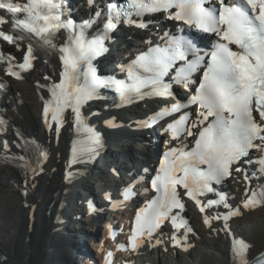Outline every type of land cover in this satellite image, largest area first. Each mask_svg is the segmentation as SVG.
Returning a JSON list of instances; mask_svg holds the SVG:
<instances>
[{
  "label": "bare ground",
  "instance_id": "obj_1",
  "mask_svg": "<svg viewBox=\"0 0 264 264\" xmlns=\"http://www.w3.org/2000/svg\"><path fill=\"white\" fill-rule=\"evenodd\" d=\"M8 52L20 61L25 58L35 59L36 67L30 73H21L18 78L14 77L18 74L17 71L1 68L10 86L13 103L7 110L9 130L12 134L9 140L1 139L0 144V159L2 158L0 160V253L8 259L7 262L0 264H12L10 257L13 264H25L23 252L27 248H32V245L31 262L26 264H71L75 256L73 251H68L69 244L90 239V233L96 231L95 219L100 216L94 217L89 213L88 203L84 194H81L82 187H88L90 190L94 186L89 171L97 170L98 176H102L103 173L97 166L91 168L82 162L88 155L87 151L77 150L78 140L74 139L71 133L74 128L71 115L61 120L53 119L46 126L43 98L51 91L54 81L58 78L59 54L50 51L45 53L38 51L34 54L29 51L28 44L21 52H15L13 47H8ZM156 102L157 100L153 101ZM101 109L102 105L96 103L93 108L87 110L90 122H96L92 115L93 111L101 113ZM129 121L124 122L122 126L128 125ZM110 133L112 131H105V135ZM121 135V133H113L110 137L119 139ZM12 137L14 139L10 142ZM45 142L48 143L51 151L48 160L41 156ZM123 144L122 147L127 154L131 153L140 163H143L141 158L145 157L146 159L143 160H147L148 168H152L153 146L148 150H140L127 145L131 143ZM83 149L82 145L81 150ZM136 149L143 151L140 158L136 156ZM139 169L143 173L147 171L146 168ZM92 173L94 175V172ZM26 175L30 178L27 179ZM231 182L236 184V188L232 191L234 202L240 204L247 198L248 188L239 174L236 179L230 181L229 186L232 188ZM98 191L101 192L102 189ZM72 201H77V208L71 206ZM96 202L102 205L111 204L108 198L104 200L103 197H96ZM49 205H53L50 218L46 217ZM7 207H13L9 210L12 213L11 220L4 216ZM69 209L74 210V213L70 214ZM99 211L102 212V209L99 208ZM190 211L198 218L196 234L201 243L198 245L190 238L186 242L190 248L178 250L180 247L175 245L168 235V238L161 239L159 246L154 244L157 240L149 244L146 252L151 250L154 252L149 256L145 254L142 260L144 264H237L234 250L239 240L243 239L247 242L246 258L264 247V206L241 207L237 215L240 218L236 220L222 217L221 214L226 213L227 210L221 208L209 213L207 217L198 214L196 208H190ZM30 212L32 216H29ZM64 213L68 215L67 222L63 225L60 216ZM218 214L220 216L215 218ZM33 219H35L34 223ZM80 225L85 228L81 233L77 230ZM65 227L70 228L71 231L66 230ZM29 230L34 233L29 234ZM70 232H73L74 237L69 235ZM102 233L106 234L105 231ZM105 240L104 248L109 249L116 244V240L109 237ZM161 252L174 257V261L167 260V256L163 253L161 255ZM119 260L117 256L116 262Z\"/></svg>",
  "mask_w": 264,
  "mask_h": 264
},
{
  "label": "snow or ice",
  "instance_id": "obj_2",
  "mask_svg": "<svg viewBox=\"0 0 264 264\" xmlns=\"http://www.w3.org/2000/svg\"><path fill=\"white\" fill-rule=\"evenodd\" d=\"M165 60L174 62L175 57H168L167 54H165L164 60L157 59L156 61H145L140 65L143 72L151 74L149 77H142L136 70L130 69L128 76L132 80L131 86L126 85L123 81H121L117 85V90L120 91L121 95L123 96L125 93L138 91L140 88H143L150 83H159L160 78L171 67V64L166 63ZM184 74V69H180L178 71V75ZM249 264H251V261H249ZM258 264H264V257H259Z\"/></svg>",
  "mask_w": 264,
  "mask_h": 264
},
{
  "label": "rangeland",
  "instance_id": "obj_3",
  "mask_svg": "<svg viewBox=\"0 0 264 264\" xmlns=\"http://www.w3.org/2000/svg\"><path fill=\"white\" fill-rule=\"evenodd\" d=\"M26 177H27V179H29L30 177H29V175H26ZM31 177H32V175H31ZM101 195V194H100ZM98 198H102V195L100 196V197H98ZM45 202H47L46 200H45ZM34 204V203H33ZM6 206H8V205H6ZM32 206H34V205H32ZM11 208H13V207H7L6 209H5V214H4V216L6 217H8L10 220L12 219V213L9 211ZM26 208H28V206H26ZM37 209V208H36ZM46 209V208H45ZM9 214V215H8ZM7 218V219H8ZM38 218H39V216H38ZM41 221H42V219H41ZM73 225H75V226H77V224H73ZM79 228H81V229H84L85 230V228L84 227H82L81 225L80 226H78ZM79 228H77V230L79 229ZM97 228V227H96ZM101 232H103L104 231V226H101ZM30 232H29V234H32V233H34L32 230H29ZM79 231V230H78ZM28 249V248H27ZM27 249H25L24 250V254H25V256H24V261L23 262H25V264H26V262H31V258H30V253L32 252V250H33V245H32V248H30V249H28V251H27ZM31 250V251H30ZM30 251V252H29ZM182 253V252H181ZM23 255V254H22ZM182 256L184 255L183 253L181 254ZM166 256V255H165ZM184 258H185V256H184ZM166 259H168L167 257H166ZM8 260V259H7ZM7 260H6V262H7ZM10 260L12 261V264H13V260H12V257H10Z\"/></svg>",
  "mask_w": 264,
  "mask_h": 264
}]
</instances>
